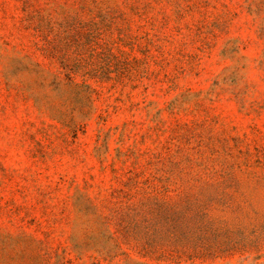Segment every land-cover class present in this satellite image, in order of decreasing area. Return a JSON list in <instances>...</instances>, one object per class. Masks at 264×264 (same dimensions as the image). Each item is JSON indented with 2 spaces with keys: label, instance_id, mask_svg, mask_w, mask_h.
<instances>
[{
  "label": "rangeland",
  "instance_id": "rangeland-1",
  "mask_svg": "<svg viewBox=\"0 0 264 264\" xmlns=\"http://www.w3.org/2000/svg\"><path fill=\"white\" fill-rule=\"evenodd\" d=\"M0 264H264V0H0Z\"/></svg>",
  "mask_w": 264,
  "mask_h": 264
}]
</instances>
